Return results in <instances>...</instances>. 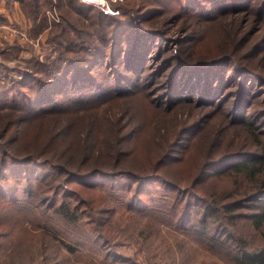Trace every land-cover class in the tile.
Instances as JSON below:
<instances>
[{
  "label": "trees",
  "instance_id": "obj_1",
  "mask_svg": "<svg viewBox=\"0 0 264 264\" xmlns=\"http://www.w3.org/2000/svg\"><path fill=\"white\" fill-rule=\"evenodd\" d=\"M19 1L24 7L31 4L32 9L26 14L32 20L38 18L48 3L51 4V0H45L44 5L41 0ZM67 1L74 3L76 0ZM129 1L113 3L119 15L96 10L93 5L72 4L75 12L90 20L87 24L91 28L86 24L78 26L62 15L61 24H58L61 30L58 34L55 32L53 38L60 39L62 53L52 62L33 58L35 66L24 69L22 77H11L0 83V113L5 111L0 114V246L8 245L9 241L19 246L21 234H30L32 243L47 242L40 237H45L46 233L55 235L49 227L36 224L35 218L45 211L39 210L41 205L52 209L67 224L68 229H59L63 243L58 242L69 252L77 250L75 244L85 245L94 239L96 243L103 241L104 245L111 247L113 238L110 235L115 236L114 228L119 224L110 223L111 217L104 218V210L100 208L103 198L97 200L91 196L100 194L99 187L107 184L114 188L127 185L132 190L134 188L133 199L140 201L138 210L157 222H147L145 229L148 228L150 233L160 230L158 225L165 223L197 238L196 241L205 248L216 251L226 264H264V148L259 153L218 156L180 175V168H155V159L149 165L140 164L136 158L129 159L123 150L115 157L108 154L102 150V145L108 142L115 148L114 137L101 140L93 130L97 125L90 123V119L98 116L112 100L136 91L144 85L142 80L148 77V85H154L152 94L158 99L164 97L158 102V107L165 105L160 110L171 112L207 105L216 107L229 99L233 101V121L246 125L247 130L259 138L262 131H258L261 129L253 121L257 115L252 116L249 112L251 98L258 91V86L251 80L257 78L256 81L263 83L264 75L254 74L236 61L239 46L252 39V27L248 30H234L233 27L244 19L263 22L264 0L254 5L257 14H254L251 0H151L154 6H149L147 0H135L139 2L137 7L130 6ZM172 9L176 11L171 13ZM243 10L245 14L242 15ZM165 15L163 26L158 27V19ZM253 15L256 16L252 19ZM192 17L198 20L195 22ZM212 18V21L232 27L233 32L228 29L225 35L231 48L191 60L185 54L192 49L189 44L197 39V27ZM5 20L0 16V22ZM169 28L176 30V37L166 36L165 31ZM67 31L81 37L83 45H79L80 50L76 51L75 41L68 39L67 43L63 39L61 34ZM177 45L188 48L180 50ZM248 50L252 52V58L263 53L264 34L254 43L250 42ZM258 58L260 62L264 53ZM1 69L8 71L4 64H0ZM236 86L237 90H231ZM247 114L251 115V120ZM209 120L203 115L189 125L179 127L172 141L159 145L157 166L165 167L175 161L181 164L183 158H175L178 148L184 147L187 137H203ZM25 121H30L33 127L21 137L20 128ZM46 127L49 132L52 129L50 141L58 142L57 137L63 136L69 148L51 153L50 143L47 147L28 138L32 132L38 134ZM124 142L127 143L128 138ZM195 145L202 148L201 139L200 142L197 139ZM208 153L213 155L214 150ZM218 166L225 168L220 171L215 168ZM201 168L203 172L198 176ZM212 168H215L217 177H222L228 170L227 174L247 180V186L232 191L239 197L237 201L218 198L222 196L214 194L207 198L202 194L199 186L209 173H213L210 172ZM124 179L128 182H123ZM12 180L23 182L22 192ZM129 181H133L132 184H128ZM150 182L163 184L174 192L170 195L172 204L169 207L167 203H157L155 198H150L152 206L140 198L141 194H149L145 189ZM22 197L26 199L21 206ZM131 205L129 202L130 210L134 209ZM240 207H247L252 212L242 216L238 212ZM27 218L31 225L29 229L22 225V220ZM36 227L44 230L38 234ZM218 227L224 229L220 239L214 236ZM67 230L76 241L64 240ZM94 231L99 233L98 238L92 236ZM146 232L140 231L145 238ZM114 257L138 264L133 258L116 251Z\"/></svg>",
  "mask_w": 264,
  "mask_h": 264
},
{
  "label": "rangeland",
  "instance_id": "obj_2",
  "mask_svg": "<svg viewBox=\"0 0 264 264\" xmlns=\"http://www.w3.org/2000/svg\"><path fill=\"white\" fill-rule=\"evenodd\" d=\"M117 1L123 2V0H110L112 7L113 3ZM261 1L251 0L250 3L254 6ZM41 2L44 5L45 0H41ZM76 2L92 5L83 0H76L74 3H70L67 0H51V4L48 3L44 7L41 13H39L38 18L32 20V17H28V14H26L32 9L31 4L24 7L19 0H0V16L6 18L5 21L0 22V64L8 67L7 72L5 69L0 70V83H5L11 77H22V71L24 69L35 66L33 58H39L41 60L48 59L52 62L62 53L60 39H53L55 38V32L58 34L61 30V26L59 25L61 24L62 15L73 20L78 26L86 24V27L91 28L87 24L90 20L74 11L72 4L75 5ZM135 2L136 6L134 5ZM147 2L149 6L155 5L151 0H147ZM129 4H131L130 6L137 7L139 2L130 0ZM253 8L255 11L254 14H257L255 6ZM95 9L99 10L100 8L95 6ZM174 11L176 10L172 9L171 13ZM116 14L119 15V12ZM243 14H245L244 10L242 11ZM254 16L256 15H253L252 19ZM166 17L167 15L158 19V27L163 26L162 22ZM192 18L195 22L198 20V18ZM123 19L127 18L124 17ZM205 20H208V18L206 17ZM212 20L214 18L199 26V28L196 26L199 31L197 33V39L189 44L192 46V49L188 50L187 54H185L191 60L201 59L202 55L212 56L223 50L226 51L229 49L228 47L231 48L225 35H227L228 29L233 32L232 27L228 28L226 25H221L220 22ZM254 23L253 21L249 22L248 19H244L240 23L237 22L233 29L243 28L248 30L252 27L250 30V37L252 39L250 42L254 43L258 37L264 34V21ZM72 26L75 28L74 23H72ZM165 34L170 38L169 34L172 37H176L177 32L175 29L171 30L169 28L165 31ZM61 35L66 42L68 39L75 41L76 51L80 50L78 47L79 45H83V42L81 37L76 36L75 32L73 34L67 31V33H62ZM250 42L239 46L240 52L236 55V61L241 63L242 68H249L254 74L264 75V58L260 62V58H258L264 52L260 53L258 57L252 58V52L248 50ZM177 46L180 50L182 48H188L186 45ZM153 66L154 60L152 61ZM147 78L142 80V84L144 85L137 88L136 91L112 100L104 109L99 111L98 116L90 119V123L97 125L93 130L99 134L98 137L101 140L105 139L106 141L107 138L114 137L115 148H112L108 142L107 145H102V150L108 154H114L115 157L119 155L120 150H123L129 159L136 158L140 161V164L144 163L149 165L155 159V168H180L182 172L179 174L182 175L184 172V174H187L188 171L218 156L229 153L262 152L261 150L264 148V116H259L264 115V82L256 81L257 78L251 80L255 83V86H258V91L251 98L252 105L249 112H251L250 114L252 116L257 115L253 121L256 127L259 125L261 130L258 131H262L258 135L259 138H256L252 132L247 130L246 125H241V122L233 121L234 116L231 115L233 101L229 99L227 100L228 102L225 101L216 107L207 105L205 107H192V109H186L184 111L177 109L171 112L162 111L165 105L161 104V107H158V102H162L164 97L158 99V97L152 94L151 88L154 85H148ZM232 88L231 90H237V86ZM4 113L5 111L0 114ZM250 114H247L248 120L252 119ZM203 115L210 119L205 126L204 136L200 138L198 136L197 138L194 136L192 138L187 137L184 139V147H179L175 154V158H183V162L180 164L175 161L165 167L164 165L157 166L159 157L158 159L156 158L159 145H165L168 141H172L177 135V129L179 127L183 128ZM262 120L263 122H261ZM1 123L2 121L0 120V125ZM29 123L27 121L22 123L20 128L21 137L25 132L32 130L31 128L33 126H30ZM48 128H43L38 134H36V131L32 132L28 138L36 139L37 144L47 147L50 143L49 149L51 153L56 150L59 152L65 151L69 148L66 147L68 144L63 140V136L57 137L60 142L50 141L49 135L52 129L49 132ZM126 138H128L127 143H125L126 141L124 142ZM197 139L199 142L201 139L202 148L200 145H195ZM89 143L90 139L87 141V144ZM94 145H96V142ZM211 149L214 150V154L209 156L208 152ZM55 153L57 154V152ZM104 167L109 168V166ZM215 168L223 171L225 167L218 166ZM215 168L210 170L213 173H209L208 171L209 176L199 186V189L203 190L202 194H206L207 198H210L209 196L214 194L222 196L218 198L224 197L232 202L237 201L239 197L234 196L232 191L237 187L243 188L247 186V180L238 179L232 173V175L227 174L226 172L228 170L223 172L222 177H217V174L214 173ZM202 170L203 168H201L198 176L202 174ZM123 182L126 183L128 181L124 179ZM132 182L129 181L128 184H132ZM12 183L18 186V189H20L19 192H22L23 189L21 187L23 182L12 180ZM77 186L79 187L80 185ZM99 188L97 191L100 194L96 193L91 197L97 200L103 198L100 208L104 210V218L106 216L111 217V221L108 219L110 223L113 222L115 224L116 222L119 224L118 228H114L115 236L110 235L113 238V247L104 245L103 241L96 243L94 239L85 245L73 243L77 250L69 252L65 247L59 246L62 242L60 238L62 235H60L61 231L59 229H68L67 224L58 215L54 214L52 209H47V207L40 205L39 210L45 211L42 216L35 218L36 224L49 227L50 232L52 231L55 235L46 233L45 237L43 235L40 237L42 239L45 238L47 242L41 243L37 241L32 243L30 234H21L22 242L19 246L13 241L12 243L9 241L8 245L0 246V264L136 263L135 261V263H132L115 258V251L123 254V256L133 258L138 264H226L216 251H210L208 248H205L200 242L196 241L197 238L188 236V233L185 234L179 230L172 229L165 223L159 224L160 230L152 233H150L148 228L145 229L148 221L156 222V220L152 219V217L150 218L147 214H142L138 210L141 205L140 201L133 199L134 188L132 190V187L127 185L122 188H114L109 184ZM146 188H148L145 190H149V194L140 195V198H143L144 202L152 206L150 198H155L159 204L167 203L168 207L172 204L170 195L174 194V192L169 191L165 185L160 183L151 184L150 182L149 184L147 183ZM43 193L47 194V192ZM227 194L232 195V197H226ZM84 195L86 197V193ZM26 197H22L21 206L25 203ZM129 202L132 203L131 206L134 209H129ZM18 206L20 207V204ZM35 208L37 209V207ZM238 212L242 213V216H247L252 211L247 207H240L238 208ZM22 213L21 207L20 215ZM32 218L34 219V217ZM28 220V218L24 219V221L22 220V225L31 228ZM36 228H38L35 229L38 234L41 229L44 230L42 227ZM142 230H147V238L140 233ZM68 232L69 230L64 234V240H67V242L76 241ZM223 232L224 229L218 227V230L214 233L215 238L220 239L219 237H221ZM91 234L94 238L99 237V233L96 231L91 232ZM224 238L227 237L224 236ZM58 241L61 242L59 243Z\"/></svg>",
  "mask_w": 264,
  "mask_h": 264
},
{
  "label": "built area",
  "instance_id": "obj_3",
  "mask_svg": "<svg viewBox=\"0 0 264 264\" xmlns=\"http://www.w3.org/2000/svg\"><path fill=\"white\" fill-rule=\"evenodd\" d=\"M83 1L99 7L100 9L104 10L106 13L109 14H116L117 12H119L118 10H115L112 7L110 0H83Z\"/></svg>",
  "mask_w": 264,
  "mask_h": 264
}]
</instances>
